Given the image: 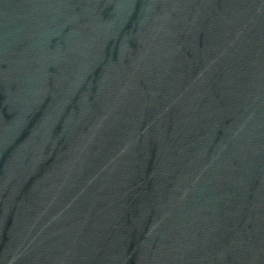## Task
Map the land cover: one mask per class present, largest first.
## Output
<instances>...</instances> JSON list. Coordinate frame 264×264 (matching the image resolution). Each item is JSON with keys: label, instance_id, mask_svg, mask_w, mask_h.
Instances as JSON below:
<instances>
[{"label": "water", "instance_id": "1", "mask_svg": "<svg viewBox=\"0 0 264 264\" xmlns=\"http://www.w3.org/2000/svg\"><path fill=\"white\" fill-rule=\"evenodd\" d=\"M0 264H264V0H0Z\"/></svg>", "mask_w": 264, "mask_h": 264}]
</instances>
